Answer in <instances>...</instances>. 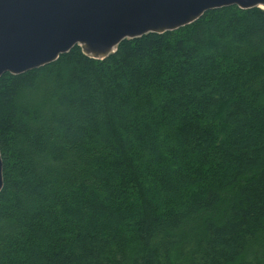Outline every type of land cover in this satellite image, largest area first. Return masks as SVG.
I'll return each mask as SVG.
<instances>
[{
    "label": "trees",
    "instance_id": "16d2710c",
    "mask_svg": "<svg viewBox=\"0 0 264 264\" xmlns=\"http://www.w3.org/2000/svg\"><path fill=\"white\" fill-rule=\"evenodd\" d=\"M0 264H264V10L0 78Z\"/></svg>",
    "mask_w": 264,
    "mask_h": 264
},
{
    "label": "water",
    "instance_id": "95a60500",
    "mask_svg": "<svg viewBox=\"0 0 264 264\" xmlns=\"http://www.w3.org/2000/svg\"><path fill=\"white\" fill-rule=\"evenodd\" d=\"M233 5L264 10V0H0V78L55 62L75 46L104 59L125 39L176 30ZM3 171L0 150V192Z\"/></svg>",
    "mask_w": 264,
    "mask_h": 264
}]
</instances>
